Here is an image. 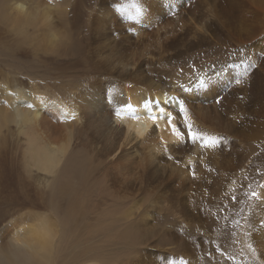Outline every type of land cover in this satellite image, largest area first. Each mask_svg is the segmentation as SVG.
I'll list each match as a JSON object with an SVG mask.
<instances>
[{
	"label": "bare ground",
	"instance_id": "obj_1",
	"mask_svg": "<svg viewBox=\"0 0 264 264\" xmlns=\"http://www.w3.org/2000/svg\"><path fill=\"white\" fill-rule=\"evenodd\" d=\"M29 1L16 0L13 2L15 16H9L7 19L16 27L19 26L18 20L25 21V25L28 29L24 33L19 29V35L25 42L30 44L39 37L33 35V31L42 25L44 28L48 26L47 30L44 29V31L41 32V35L45 32V48L43 50L45 53H57L58 55L68 56L64 53L59 54L61 48L64 46L62 40L65 39V36L63 37L60 31L57 32L56 29L58 26L53 27V31L47 37L45 36L49 33L48 31L53 23L51 16H53L54 11L57 9L52 10L50 5L57 4H54L50 0H42V2H46V6L41 9V13L38 12L39 14L33 15L31 10L34 12L37 11L30 6L28 7L27 2ZM158 1L159 0H133L132 3H134V5L130 6L137 14L132 12L130 15L123 17H117V15H115V9L112 5L105 6V8H102L100 5L97 6L96 13L90 17V25L92 26L93 32V41H91L92 44L90 46V49L93 48L91 50L93 53L91 52L92 58L90 57V61L93 65L103 69L108 75L112 73L115 74L116 78L114 79V84L109 85L106 89L100 81L90 84L88 87H80V85L77 90L68 87L70 91L74 90L75 93L71 95L68 93L70 96L67 99L65 97V101L63 99L64 103L57 102V100V103H51L50 101V107L57 106L56 108L60 110L61 117L59 119V124L63 123L64 125H68L67 140L65 142L66 135L64 139L57 137L54 140L53 138L54 131L57 127V125L54 124V120L57 115L45 112V109L49 107L44 102L47 99L46 93H40L41 98H31V100L36 101L37 104L43 105V111L41 108H38V105H33L34 108H28L13 101L12 111L14 113L15 122L22 130L34 129V132H41L44 130L47 133V138L44 140L43 144L37 142L35 139H29L30 143L27 154L31 167L40 168L42 171L53 175L51 189L52 191H56L52 192L50 196L59 199L74 197L71 202L72 204L68 206L69 211L74 212V241L77 240L82 233L80 226L81 221L78 220L76 213L84 214L85 210H87L86 202L83 199L78 201V196H76L74 192L69 191V187V193H61L62 191H57V189L59 188L60 190L61 186L59 187V182L62 183L63 181L61 180L63 179L64 182L67 180L69 182L71 181L69 178H75L79 179L80 183H85L89 178L90 172H88V167L90 168V161L82 160L85 154L75 156V141H72V139H76L85 129L88 130L91 136L84 134L83 140L88 143L92 137L96 145L100 146L99 153L110 165L109 175L114 184L130 182L135 185H140L144 176L143 171L140 169L141 161L138 160L139 152L142 150L145 151L144 156L149 161L147 162L148 166H146L147 172L144 173L150 174L154 169H158L160 166V161L162 160L160 153L163 152L165 143L170 150L178 153V158L181 159L180 166L177 167V175L174 176L175 182L173 185L186 188L195 184L190 187V192L192 188H198L200 185V188L204 189V192H202L203 194L200 192L202 195L200 196L198 194L199 197H204L206 192L209 196L212 191L218 193L223 189L231 187L233 178L238 175L240 168L245 167L251 170L262 166L264 163V154H260L257 151L259 150L257 143L264 135V59H258L261 53H264V47L261 48L260 46H256L250 51L251 55H249L247 59L254 61L257 67L249 69V75L247 77L241 76V73L247 66V63H244L246 60H232L233 81L229 84L222 83L218 87L219 95L225 93L220 108L216 106L215 103L210 104L214 101L212 90L200 89L195 91L196 94L199 95L197 97L201 104H209L207 107H199V105H197L198 107L193 110V105L185 101L189 109V115L192 117L197 130L206 132L209 135L226 137L228 140L227 147L214 150L209 149L201 152V149L197 146L191 151L185 149L181 152H176L174 150L176 139L171 134V130H165L164 122L159 121L160 131L153 133L152 122L146 115L147 110L142 107L145 103L154 107V105L163 98L165 92H167L169 96H178L179 98L181 93L187 94L190 92L189 90L182 89L179 84L195 76L197 68H190L189 65L191 64L188 63L189 65H183L181 67L179 65V68L165 67V69L163 68L165 65H161L162 63L176 60L180 56L188 53L193 47L204 44L207 41L215 40L220 42L221 45L226 46L227 48L222 50L223 52L221 53L224 54L231 49L233 45H239L240 48H242L246 42L253 39L260 30L264 29V21L244 16L247 13L248 7H250L252 11H258L260 9L264 11V0H200V2H195L192 10H190V14L188 16L184 15L182 21H180L181 25L184 26L188 23L186 26L187 28L184 27V29L183 26L180 25L181 27L178 29L180 30V28H183L184 30L181 29L179 32L177 30L174 35H171L173 37L170 36V38H167V34L172 32L176 24L174 19L171 18H167L163 21L161 27L157 24L153 13L159 10L158 3L162 2V0ZM238 3L242 6L241 19L234 23L232 22V17L234 14V7ZM184 6H186V4ZM199 10L203 11L206 15L203 20L196 16V12ZM126 11H128L127 7ZM102 12L103 14H112L114 22L123 21L120 24L129 25L132 24L130 22H133V29L128 32H125L122 27L123 30H121L120 27V30L117 29L116 31L111 29V27L115 26V23L112 22V19H109L110 21L107 23L101 21ZM138 14H144L145 16L141 22L138 18H135ZM58 15L64 16V11L60 10ZM131 18H135V21ZM61 19L62 18L59 20L62 21L63 19ZM64 21L66 20L64 19ZM182 22L184 24H182ZM189 30L193 32L190 37L188 36L190 34ZM216 30L217 32H215ZM123 34H127V36H123ZM185 37H188L187 40ZM181 41L182 44L176 47ZM98 46H101L100 50L96 49ZM169 50H174V52L172 51L173 53H170ZM115 54H119V63L117 66L112 67ZM217 65L225 64L219 63ZM180 68L184 69L183 75H179L178 70ZM157 74L162 75V78L157 79ZM200 78L206 79L208 77L202 74ZM236 78H241L242 83L239 85L235 84ZM22 96L21 93H17L15 96L10 94V99L14 98L17 101H23ZM187 98L188 96L183 95L184 100H188ZM129 104L132 105L133 110L140 115L139 120L132 118V114L127 107ZM117 108L122 111V119L115 116L114 110ZM73 116L75 119L72 118ZM5 126L6 124L4 122H0V140L4 139L2 135ZM161 137L163 138V142L161 141ZM252 145H255L253 148H255L257 155L255 154V158L253 159L250 157V162L246 163L244 162L245 149ZM2 159L5 158H0V186L10 179L17 181L20 175L13 172L11 168L13 162H10V165L7 166V163L1 162ZM189 159H191L195 165L194 170L196 172V179H193L189 171ZM150 160H158V163L150 162ZM209 169L212 171H209ZM254 180V184L253 182L251 183L252 188L260 191V189L257 188V184L264 183V173L257 174ZM56 185H58L57 189ZM250 191L251 189L247 191L248 194L246 195L249 196ZM262 195H264V192H262ZM159 196V198H156L158 201L156 200L155 202H153V198H151V202L148 205L149 210H146L143 214L145 220L152 218L154 210L162 205L164 198L160 194ZM237 196H239V194H237L236 197ZM81 198L90 199L89 194ZM132 198L136 200L125 210L123 215L124 219L130 216L135 217L132 220L136 221V229L125 232L124 234V236H127V241L130 243L139 240L142 233L147 228L145 225L142 226V224L137 222L138 218L136 216L141 204L143 202H148L150 199L146 196L137 198L133 195ZM188 198L193 197L189 195ZM187 199H185L186 203H188ZM176 200L177 197L174 201L176 202ZM193 200L195 201V198H193ZM7 203L8 201L4 202L2 205H6ZM2 205L0 207V214L5 212ZM97 205L95 201L89 202V207L91 209H95ZM201 206L203 207L200 208L193 204V202L192 204L189 203V205L182 204L180 207L182 216L191 223L200 224L204 222L208 215L207 210L209 205ZM111 208V206L105 204L104 209L109 210ZM12 209H14V206L10 203L9 210ZM250 210V219H247V216L245 218L248 223L250 220L249 224L252 225L250 229H247V225H245L244 229L233 227L232 221L235 219L242 220L243 212L241 209H232L226 215L228 219H224L220 224L215 238L218 243L226 242L233 233L238 264H264V203L253 201ZM33 217L36 218L30 224L26 221L25 223L17 221L12 226L7 227L4 232L0 230V248L2 242L6 240L4 246L8 245L7 250L12 257L11 260L8 261L5 254L0 252V262H3L1 264H21V262H23V264H101L97 263L99 258H109V256H107L108 254L103 251L102 248L93 243H87V249L95 251L97 253V258H83V252L89 250L82 248L79 243L73 245V248H75L74 252H67L66 245L61 247L66 244L62 231L60 242L53 243L57 240L59 233L58 225L45 217ZM65 218L66 215L64 214L59 221L61 228L64 227L62 222ZM112 225V221L108 220L96 226L110 227ZM139 225L142 226L141 234L138 228ZM96 226L89 228L91 233L95 232L94 229ZM21 227L26 228L30 238L28 250L14 247L10 243V237ZM246 229L249 232L248 236L244 235ZM249 243L253 244L256 248V259H253V254L247 247ZM48 248L50 249L49 252L47 251ZM243 255H246V258H240ZM65 256L69 258H65ZM85 259H89V261ZM155 262L156 258H150V256H145L143 254L132 259V264H156Z\"/></svg>",
	"mask_w": 264,
	"mask_h": 264
},
{
	"label": "rangeland",
	"instance_id": "obj_2",
	"mask_svg": "<svg viewBox=\"0 0 264 264\" xmlns=\"http://www.w3.org/2000/svg\"><path fill=\"white\" fill-rule=\"evenodd\" d=\"M15 1L16 0H0V122L6 124L2 135L4 139L0 140V158H5L2 159L1 162L7 163V166L10 165V162H13L11 167L13 172L20 175L17 181L10 179L0 186V207L4 202L8 201L6 205H2L5 212L0 214L1 232H4L7 227L12 226L17 221H20V223H25L26 221L30 224L36 218L33 216L45 217L58 225L59 233L57 240L53 243L60 242L62 231L66 244L61 247L66 245L67 252L69 253L75 251V248H73L75 243L81 244V247L85 250H89L87 249V243L96 244L108 254L107 256H109V258H99L97 263L101 264H132V259L134 257L137 258L141 254L145 256L148 255L150 258H156V264H169V262H171V264H182V262H186V264H238L233 233L230 235L228 241L222 243H218L215 236L220 224L224 221L223 217H226L232 209H241L243 218L245 219L247 216V219H250V206L255 200H250L249 196L246 195L249 190L247 185L255 181L254 178L257 174L264 173V163L262 166L251 170L245 167L240 168L238 175L233 178L235 182L232 183L231 187L223 189L218 193L212 191L209 196L206 192L204 197H199V195L201 196L203 194L202 192H204V189H201L200 185L198 188H192L191 192L189 189L195 184L186 188L173 185L175 182L174 176L177 175V167H179L180 164L177 165L174 161L168 160L164 152L160 153L162 160L160 161L159 168L154 169L150 174L144 173L147 172L146 166H148L147 162L149 160L144 156L145 151L142 150L138 155V160L141 161L140 169L143 171L144 176L142 183L140 185H135L130 182L114 184L109 175L110 165L99 153L100 146L96 145L92 137L88 143L83 140L84 134L90 135L86 129L76 139H72V141H75V156L85 154L82 160L90 161V168L88 167L90 175L88 180L85 183H80L79 179L75 178H69L71 179L69 182L68 180L64 182L63 179L61 180L63 181L62 183L59 182V187L61 186L60 190L58 185H56V189L58 188L57 191H62L61 193H69V191L74 192L75 195L78 196V201L83 199L86 202L87 210H85L84 214L76 213L78 220L81 221L80 226L82 233L77 240H73L75 228L74 212L69 211L68 206L72 204L71 202L74 197L59 199L50 196L52 192L56 191H52L51 189L53 175L42 171L40 168L31 167L27 154L30 143L29 139H35L37 142L43 144L44 140L47 138V133L44 130L41 132H34V129L24 131L20 128L15 122L12 104L13 101H16L18 104L21 103L14 98L10 99V94L15 96L17 93H21L23 95V101H27L32 105H38V108H41L43 111L44 108L42 104H37L36 101L31 100L32 97L34 99L41 98L40 93L47 94V99L44 102L49 106L50 101L51 103H55L57 100V102L64 103L71 94L75 93L74 90H77L80 85V87H88L90 84H94L98 81L102 82L105 89L108 88L109 85H113L116 75L113 73L108 75L103 69L93 65L90 61V57L92 58L93 53V51H91L93 48L90 49L92 44L91 41H93L90 17L96 13L97 6L99 5L102 8L112 5L117 17L127 16L134 12L133 8L130 6L134 5V3H132L133 0H129L130 2L128 0H50L54 4H57H51L50 8L52 10L57 9L54 11L53 16H51L53 21L50 27L51 31L49 30V33L45 36L47 37L53 31V27H59L56 29L57 32L60 31L63 37L65 36L64 40L61 39L64 44L62 47L64 52L61 48L59 54L64 53L68 55L63 56L57 53H45L43 50L45 48V32L43 35H41V32L44 31V29L47 30L48 26L44 28L42 25L33 31V35L39 37L31 44L25 42L20 37L19 29L23 33L28 29L25 25V21L18 20L19 26L16 27L7 19L9 16H15L13 10V2ZM195 2H200V0H162V2L158 3L159 10L153 13L157 24L161 27V23L167 18L174 19L176 24L172 32L167 34V38L174 35L177 30L179 32L181 29L184 30L187 28L186 26L188 23L184 26L181 25L180 21H182L184 15L188 16L190 14V10H192ZM185 4L186 6H184ZM27 5L37 11L34 12L31 10L33 15H37L41 13V9L46 6V2H42V0H30L27 2ZM126 7L128 11H126ZM241 9L242 6L240 3L235 5L232 22L235 23L241 19ZM60 10L64 11V16L58 15ZM134 14L137 13L134 12ZM101 15L103 17H101V21L104 23H107L113 17L112 14H103V12ZM196 16L202 20L206 17L201 10L196 12ZM143 17H145L144 14H138L135 18H138L141 22ZM244 17L264 21V11L262 9L252 11V9L248 7ZM60 18L63 20L61 19L62 21H60ZM135 18L131 19L135 21ZM64 19L66 21H64ZM112 22L115 23L114 25L116 27H111V29L115 31L117 29L120 30L121 27L124 28L125 32L133 29V22H130L132 24L129 25L120 24L123 21L114 22L113 19ZM182 24L184 23L182 22ZM180 25L185 28H180L179 30L178 28L181 27ZM122 28L121 30H123ZM189 31L190 34L188 36L190 37L193 32L192 30ZM215 32H217V30ZM127 34H123V36H127ZM185 38L187 40L188 37ZM181 44L182 41L177 44L176 47H179ZM237 46L233 45L231 49L225 52L226 54H221L223 52L222 50L227 48L226 46L221 45L220 42L215 40L207 41L204 44L193 47L188 53L180 56L176 60L167 61L161 65H165L163 68H179V65L181 67L191 64L193 67L197 68L195 76L179 84L182 89L190 91L187 94L181 93L180 98H183V95L188 96V100L185 99V101L191 103L193 105V110H195L198 107L197 105H199V107H207L209 105L207 103H200L197 97L199 95L195 92L196 90H212L214 100L217 97H224L225 93L221 95L218 94V87L222 83L229 84L233 81L232 60H246L244 63H247V58L251 55L250 51H252L254 47H264V29L260 30L253 39L246 42L242 48ZM32 48L36 49L33 50ZM96 49L100 50L101 46H98ZM172 51L174 52V50ZM172 51L169 50L170 53ZM113 61L112 67L117 66L119 63V54L114 55ZM219 63H224L225 65H217ZM202 74L208 77L205 79L207 87H202L200 85V75ZM97 75L100 76L98 77ZM161 78L162 75L157 74V79ZM68 87L74 90L70 91ZM65 97L66 99H64ZM210 104H214V101ZM216 106L220 108V104H216ZM52 107L53 106L47 107L45 112L57 115L54 120V124L57 125V127L54 131L53 138L54 140L57 137L64 139L66 135L65 142L67 140L68 125H64L63 123L59 124V119L61 117L60 110L56 108L57 106ZM32 108H34V106ZM254 146L255 145H252L245 149L244 162H250V157L253 159L255 158V154L257 155L255 148H253ZM257 146L259 147L257 151L260 154H264V135L258 141ZM169 151L171 155L178 158V153L170 149ZM150 162L158 163V160H150ZM87 194H89L90 199L81 198ZM159 194L164 198L162 205L154 210L152 218L145 220L143 214L146 210H149L148 205L151 202V198H153V202L156 200L158 201L156 198L160 197ZM237 194H239L240 197L237 196V202L233 203L231 196ZM132 195L137 198L146 196L150 198V201L148 200V202H143L141 204L136 216L138 218L137 222L142 224V226L145 225L147 228L144 230L139 240L130 243L127 241V236H124V234L125 232L136 229V221L132 220L135 218L134 216L124 219L123 215L125 210L136 200L132 198ZM189 195L195 198V201L193 198H188ZM176 197L177 200L175 202L174 199ZM185 199L188 200V203H186ZM91 201L97 202L98 205L95 209L89 207V202ZM192 202L200 208L203 207L201 205H209V208L207 207V218L200 224L188 222L182 216V210L180 209L182 204L189 205V203L192 204ZM10 203L14 206L12 210H9ZM105 204L112 208L109 210L104 209ZM64 214L66 218L62 222L64 227L61 228L59 221ZM108 220L112 221L114 226H96ZM95 226V232L91 233L89 228ZM142 226H138L140 234ZM5 241L6 240L2 242L0 252H3L9 261L12 257L8 253V245L4 246ZM217 247L224 253V256L219 255ZM47 251L49 252L50 249L48 248ZM229 256L235 257V261L226 259V257ZM245 256L246 255H243L240 258H246ZM65 258L69 257L65 256ZM83 258H97V253L93 250L84 251ZM85 260L89 261V259ZM1 263L3 262H0V264Z\"/></svg>",
	"mask_w": 264,
	"mask_h": 264
},
{
	"label": "snow or ice",
	"instance_id": "obj_3",
	"mask_svg": "<svg viewBox=\"0 0 264 264\" xmlns=\"http://www.w3.org/2000/svg\"><path fill=\"white\" fill-rule=\"evenodd\" d=\"M258 59H264V53H261L260 57ZM190 68H192V65H189ZM257 65L254 61L248 60L247 66L244 68V71L241 73V76L247 77L249 75V69L256 68ZM179 75H183L184 69L180 68L178 70ZM242 83L241 78L235 79V84L239 85ZM200 85L202 87H207V83L205 79L200 80ZM223 97H217L214 100V103L219 105L222 103ZM20 103L23 106H26L28 108H32L33 105L31 103H27L26 101H20ZM129 112L132 114V118L135 120L140 119V115L137 114L133 108L132 105H127ZM144 109L147 110L146 115L149 120L152 122V132L157 133L160 131V125L159 121H163L165 124V130L170 129L171 134L175 137L176 143L174 145V150L176 152H181L182 150L187 149L188 151H191L195 147H199L201 149V152L209 149H219L222 147L228 146V140L226 137L222 136H216V135H209L206 132L197 130L195 127L192 117L189 115V109L186 105V102L183 98H179L178 96H169L167 92L163 94V98L159 100L154 107L150 106L149 104L145 103L142 105ZM115 116L118 118L122 117V111L121 109L117 108L114 110ZM158 113V114H157ZM75 119V117H72ZM161 141L163 142V138L161 137ZM159 150V149H158ZM163 152L166 156V158L170 161H174L177 165L181 163V159L174 157L170 154L169 147L167 144H164ZM188 168L189 171L193 177V179H196V172L194 170L195 165L193 164L192 160H188ZM209 171H212L209 169ZM235 181H233L234 183ZM248 189H251L249 193V199L255 200L260 203H264V195H262V192H264V183H258L257 188L260 189L258 191L257 189H253L252 185H247ZM231 200L233 203L237 202L236 195L231 196ZM223 219L227 220V217H223ZM232 225L234 228H241L244 229L245 225H247V229H250L252 227L251 224L248 223L247 219H244L243 221L241 219H235L232 221ZM244 231V235L248 236L249 232L248 230ZM248 249L253 254V259H256V248L253 244L249 243L247 245ZM217 252L220 256H224V253L220 251V249L217 247ZM228 260L235 261V257L229 256L226 257ZM171 264V262H169ZM182 264H186V262H182Z\"/></svg>",
	"mask_w": 264,
	"mask_h": 264
},
{
	"label": "clouds",
	"instance_id": "obj_4",
	"mask_svg": "<svg viewBox=\"0 0 264 264\" xmlns=\"http://www.w3.org/2000/svg\"><path fill=\"white\" fill-rule=\"evenodd\" d=\"M29 239L26 228L21 227L10 237V243L14 247L28 250ZM21 264H23V262H21Z\"/></svg>",
	"mask_w": 264,
	"mask_h": 264
}]
</instances>
